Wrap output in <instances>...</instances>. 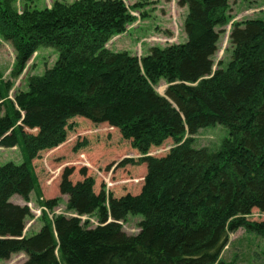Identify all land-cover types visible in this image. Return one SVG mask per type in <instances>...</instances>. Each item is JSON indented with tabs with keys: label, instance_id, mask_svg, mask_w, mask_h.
<instances>
[{
	"label": "trees",
	"instance_id": "1",
	"mask_svg": "<svg viewBox=\"0 0 264 264\" xmlns=\"http://www.w3.org/2000/svg\"><path fill=\"white\" fill-rule=\"evenodd\" d=\"M179 4L188 7L187 40L138 57L106 46L135 20L123 0L22 11L17 0H0V39L15 47V75L40 48L58 52L15 94L14 115L0 110V146L22 139L34 159L64 143L70 121L83 116L118 128L142 154L122 164H147L141 192L120 197L96 193L87 168L74 183L75 169L66 167L60 192L74 215L27 236L29 208L11 198L28 200L34 179L25 161L0 162V260L23 252L25 264H230L221 255L232 232L264 236V221L248 220L253 209L264 212V16L233 22L229 61L215 68L230 1ZM161 80L164 95L155 87ZM217 124L228 129L220 146L196 147L194 136ZM168 138L175 142L168 154L149 155ZM95 213L97 225L81 218ZM130 213L143 215L138 234L123 229Z\"/></svg>",
	"mask_w": 264,
	"mask_h": 264
},
{
	"label": "rangeland",
	"instance_id": "2",
	"mask_svg": "<svg viewBox=\"0 0 264 264\" xmlns=\"http://www.w3.org/2000/svg\"><path fill=\"white\" fill-rule=\"evenodd\" d=\"M56 1L71 3L76 0H17L19 11L24 5L30 8H51ZM135 17L127 30L114 36L107 47L113 51H129L133 55L143 57L154 46L165 47L169 44L182 43L187 40L184 22L188 7L179 4V0H123ZM230 22L219 27L220 39L218 51L214 57L215 68L220 61L225 65L230 58L229 36L235 21L264 16V0H229ZM58 58V52L52 47H42L35 51L23 72L14 74L16 50L10 41L0 39V110L8 115H14L15 94L26 90L28 79L32 75H42L51 68ZM156 90L164 95L167 83L161 80ZM67 140L61 145L44 150L31 159L26 152L21 139L12 148L0 146V162H26L34 179V189L28 200L14 195L11 200L29 208L30 215L26 219L25 235L36 234L45 225L52 232L54 219L58 215L73 216L68 208V196L60 192V182L66 167L74 168L71 180L76 183L83 180V168L88 169V176L94 181V190H103L107 197H120L126 194L137 195L141 192L147 175L146 163L122 162L127 158L139 160L140 151L133 147L131 140L123 138L120 130L108 123L95 124L90 119L77 116L71 121ZM19 122L14 127L18 129ZM228 129L220 124L201 129L194 136V145L198 148L209 147L217 149ZM175 146L172 138H168L160 146H152L149 155L162 157ZM55 200V202H52ZM83 221L97 225L96 213L82 216ZM142 214L130 213L123 223V229L130 235L140 232L139 222ZM251 222L264 221V212L255 208L248 215ZM58 253V252H57ZM59 255V253H58ZM221 257L230 264H264V236L248 231L245 227L229 235V240ZM28 257L20 252L9 259L0 260V264H25ZM61 264H66L61 261Z\"/></svg>",
	"mask_w": 264,
	"mask_h": 264
}]
</instances>
